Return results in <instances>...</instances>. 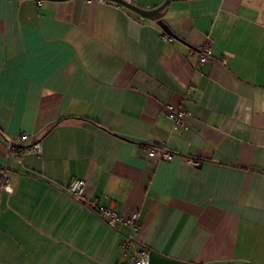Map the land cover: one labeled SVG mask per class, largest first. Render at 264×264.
<instances>
[{
    "label": "crops",
    "instance_id": "0c3cea01",
    "mask_svg": "<svg viewBox=\"0 0 264 264\" xmlns=\"http://www.w3.org/2000/svg\"><path fill=\"white\" fill-rule=\"evenodd\" d=\"M162 19L177 38L112 1L0 0L13 189L0 188V264H133L140 247L148 264H264V0H170ZM204 45L200 65L190 50ZM168 103L190 113L184 126ZM8 139L42 151L17 159ZM159 145L170 160L147 155ZM74 178L137 214L125 251L128 229L71 196Z\"/></svg>",
    "mask_w": 264,
    "mask_h": 264
},
{
    "label": "built area",
    "instance_id": "2783aa9c",
    "mask_svg": "<svg viewBox=\"0 0 264 264\" xmlns=\"http://www.w3.org/2000/svg\"><path fill=\"white\" fill-rule=\"evenodd\" d=\"M101 2H108V0H99ZM125 2L132 3V0H124ZM115 3V2H114ZM119 5L118 3H115ZM161 37L164 40H171V36L162 33ZM191 53H196L198 63L200 65L213 61V54L210 46L204 45L198 49H191ZM165 116L170 119L174 126L185 125L190 118V113L181 106H175L168 103L164 106ZM26 139L25 135L18 137V142H22ZM7 152L17 159H20L24 154L32 153L40 155L42 151L40 139L33 140L28 145L16 146L11 139L6 141ZM147 155L149 157H156L157 159L170 160L173 157V153L170 152L165 146L159 145L156 147H149L147 149ZM191 163L196 164L197 161L193 159L189 160ZM0 188L11 193L12 186L7 175L6 167L0 165ZM66 191L81 203L87 205L93 209L99 216L112 228H118L124 226L128 229V233L125 234L123 241L121 242V248L125 251L130 245L132 235L138 230V216L136 213H132L129 216H123L119 212L115 211L111 207L100 205L96 199L89 197L85 192V182L80 178L72 179L66 187ZM133 264H148L149 263V250L145 247H140L131 256Z\"/></svg>",
    "mask_w": 264,
    "mask_h": 264
},
{
    "label": "water",
    "instance_id": "95a60500",
    "mask_svg": "<svg viewBox=\"0 0 264 264\" xmlns=\"http://www.w3.org/2000/svg\"><path fill=\"white\" fill-rule=\"evenodd\" d=\"M52 1H62V0H52ZM108 1L118 3L119 5H122L128 9H130L131 11L139 14L142 17L156 20L158 25L162 28V30L166 34L177 38L172 33V31L167 27V25L164 23V21L162 19L164 11L167 8L170 0H164L160 5H158L154 8H151V9H142V8L137 7L136 5H134L132 3L125 2L124 0H108Z\"/></svg>",
    "mask_w": 264,
    "mask_h": 264
}]
</instances>
